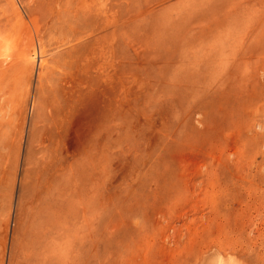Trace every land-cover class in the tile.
<instances>
[{"label": "rangeland", "instance_id": "rangeland-1", "mask_svg": "<svg viewBox=\"0 0 264 264\" xmlns=\"http://www.w3.org/2000/svg\"><path fill=\"white\" fill-rule=\"evenodd\" d=\"M6 73L0 264H264V0H0Z\"/></svg>", "mask_w": 264, "mask_h": 264}, {"label": "bare ground", "instance_id": "bare-ground-1", "mask_svg": "<svg viewBox=\"0 0 264 264\" xmlns=\"http://www.w3.org/2000/svg\"><path fill=\"white\" fill-rule=\"evenodd\" d=\"M72 1V0H71ZM75 1V0H74ZM82 1V0H81ZM64 3V2H63ZM66 3V2H65ZM82 3V2H81ZM43 4L45 5V2L43 1ZM51 4V3H50ZM59 4H61V3H58L57 5H59ZM72 4V3H71ZM61 5H63V4H61ZM61 5H59L58 7H57V10H56V12H57V18L61 15V13L62 12H65V11H67V10H61ZM65 6V5H64ZM71 6V5H70ZM63 7V6H62ZM75 7V6H74ZM66 7H64V8H62V9H65ZM49 9V8H48ZM78 9V8H77ZM75 17V16H74ZM60 18V17H59ZM111 30V29H110ZM28 31V30H27ZM114 31V30H113ZM101 36V35H100ZM25 41V40H24ZM19 45V44H18ZM8 72H9V70H8ZM7 74V73H6ZM4 75V74H3ZM10 75L8 76V74L6 75V76H3V77H0V91L1 92H3L4 94H9L10 93V91H11V84H10ZM9 99V98H8ZM54 130V129H53ZM44 161V160H43ZM39 173V172H38ZM69 180V179H68ZM45 185V184H44ZM38 187H36V189H37ZM41 187H39V189H40ZM35 192H36V190H35ZM61 194V193H60ZM46 200H47V198H46Z\"/></svg>", "mask_w": 264, "mask_h": 264}]
</instances>
